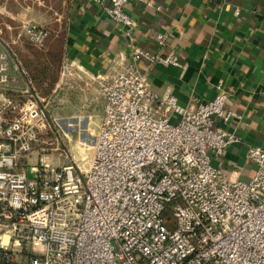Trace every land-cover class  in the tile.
<instances>
[{"label":"built area","instance_id":"built-area-1","mask_svg":"<svg viewBox=\"0 0 264 264\" xmlns=\"http://www.w3.org/2000/svg\"><path fill=\"white\" fill-rule=\"evenodd\" d=\"M97 1L129 38L132 62L96 77L104 109L85 170L43 156L23 164L50 128L49 99L30 94L0 122V264H264V146L247 149L249 179L214 163L241 140L222 126L234 116L224 83L194 108L154 93L139 62L180 61L132 36L127 7L153 1ZM24 34L38 46L50 37L36 24ZM155 38L168 47L167 32ZM12 68L24 70L0 41V95L16 82Z\"/></svg>","mask_w":264,"mask_h":264},{"label":"crops","instance_id":"crops-1","mask_svg":"<svg viewBox=\"0 0 264 264\" xmlns=\"http://www.w3.org/2000/svg\"><path fill=\"white\" fill-rule=\"evenodd\" d=\"M152 1L154 6L133 2L127 7L136 20L132 36L138 46L154 53L175 50L180 63L139 62L150 89L160 96L173 94L182 106L194 108L212 100L223 82L230 95L227 107L234 116L222 126L241 140L214 163L228 172L237 171L242 179L251 178L256 166L247 159V149L264 146V0ZM52 20L65 23L58 80L46 91L36 86L27 68H12L16 82L0 95V122L10 118L30 94L61 99L64 114L88 118L99 109L101 120L103 98L96 77L115 60L132 62L129 38L97 0H0V41L25 54V27L48 28ZM159 31L169 34L164 50L155 38ZM49 135L50 128L36 144L39 149L23 160L26 167L37 164L40 156L50 160V153L43 152Z\"/></svg>","mask_w":264,"mask_h":264},{"label":"rangeland","instance_id":"rangeland-1","mask_svg":"<svg viewBox=\"0 0 264 264\" xmlns=\"http://www.w3.org/2000/svg\"><path fill=\"white\" fill-rule=\"evenodd\" d=\"M64 26L65 23H63V21L59 22L58 20H52L50 27L47 26L50 35L55 33L56 36L53 39L51 38L52 40L49 42L50 46L56 47V51L54 52H57L59 50L58 46L62 45L61 41H57L56 39L58 35L63 33ZM49 44L47 46H49ZM23 45V50L26 52L25 54L28 55L30 60L35 59L36 65L39 64V60L40 64L38 67L41 68V62L44 61L43 57L47 56H41L42 53L47 54L46 51H43L44 45H35L36 47L29 46L26 40H23ZM30 47H32L33 51ZM36 52L39 53L37 58L35 57ZM55 76V73L51 71L50 80L54 79ZM60 107H62L61 99L56 97L50 98V135L48 138L50 143L46 144L44 151H42L50 153V160H46L50 162V165L53 167L60 168L65 164L74 162L85 170L88 166L89 158H91L93 154V145L101 122V112L99 109L96 112L91 111V116L87 118L86 114H64L61 112ZM14 115L15 113H12L9 117L12 118ZM36 148L39 149L38 146Z\"/></svg>","mask_w":264,"mask_h":264},{"label":"trees","instance_id":"trees-1","mask_svg":"<svg viewBox=\"0 0 264 264\" xmlns=\"http://www.w3.org/2000/svg\"><path fill=\"white\" fill-rule=\"evenodd\" d=\"M55 35H50V37L46 40V42L44 43V50L46 51L47 54L42 53L41 56L43 57L44 61L41 62L42 67H38V65L40 64L39 60L38 63L36 65L35 59L34 60H30V58L28 57L27 54H22V53H18V62L22 65L23 68H27L29 71L30 76L33 78V80L35 81V84L37 87L42 88L46 91L50 90L53 88V86L55 85L56 81L59 78V73H60V69H61V65H62V58H63V52H64V45H65V33L63 31V33L61 35L57 36V41L60 40L62 45L58 46L59 50L57 52L56 51V47L55 46H50L49 42L50 40H52L53 38H55ZM52 38V39H51ZM49 44V46H47ZM27 45L29 46H33L36 47L35 44H33L32 42H30L29 40L27 41ZM55 47V48H54ZM32 50V47H30ZM33 51V50H32ZM35 57L37 58L38 56V52L35 53ZM40 56V58H41ZM24 65V66H23ZM51 71H53L55 73V78L50 80V73ZM46 80H48L46 82ZM45 81V82H44Z\"/></svg>","mask_w":264,"mask_h":264}]
</instances>
